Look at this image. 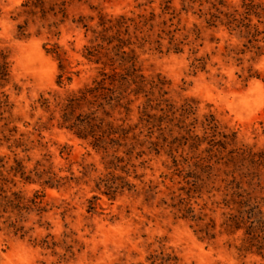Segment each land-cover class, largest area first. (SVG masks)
Instances as JSON below:
<instances>
[{
    "label": "rangeland",
    "instance_id": "obj_1",
    "mask_svg": "<svg viewBox=\"0 0 264 264\" xmlns=\"http://www.w3.org/2000/svg\"><path fill=\"white\" fill-rule=\"evenodd\" d=\"M0 51V264H264V0H0Z\"/></svg>",
    "mask_w": 264,
    "mask_h": 264
},
{
    "label": "trees",
    "instance_id": "obj_2",
    "mask_svg": "<svg viewBox=\"0 0 264 264\" xmlns=\"http://www.w3.org/2000/svg\"><path fill=\"white\" fill-rule=\"evenodd\" d=\"M8 68H9V66L7 63V58L4 55V53L2 51H0V81H4L7 78ZM83 100H85V95H83L82 97H80L78 99L77 98L70 99L66 110L73 108L76 103L83 101ZM65 122H69V119L67 118V116H65ZM70 129H76L77 135L79 137L86 138L88 135L96 136L95 130L91 131V132H87L86 129H82L79 125H76V124H73ZM93 129H94V126H93Z\"/></svg>",
    "mask_w": 264,
    "mask_h": 264
}]
</instances>
